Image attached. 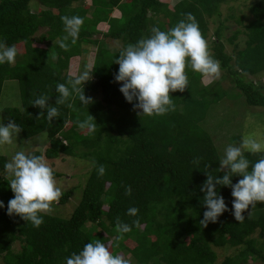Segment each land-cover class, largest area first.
<instances>
[{
  "label": "trees",
  "instance_id": "16d2710c",
  "mask_svg": "<svg viewBox=\"0 0 264 264\" xmlns=\"http://www.w3.org/2000/svg\"><path fill=\"white\" fill-rule=\"evenodd\" d=\"M231 0H0V38L15 45L18 55L14 65H0V95L5 81H16L21 97L20 108H3L1 122L10 120L20 125L23 139L45 133L48 147L29 155L46 160L78 158L92 163L78 206L68 220L43 215L44 222L34 227L18 215L7 214V204L14 197L9 182L0 175V258L3 264H66L74 252L94 240L110 245L113 254L128 252L130 264H216L215 249H239L220 264H247L249 260L264 263V252L253 235L264 233V202L242 213L237 222L232 212L231 188L217 185L228 211L215 223H200L206 211L201 186L207 179L205 172L222 176L220 157L211 137L201 127L211 105L225 97L219 81L201 87L205 78L190 66L185 71L189 79L183 92H170L175 110L163 116H140V110L125 101L114 77L118 65L114 60L128 44L151 35L158 27L163 31L174 27L187 13H192L200 31L208 38L209 20L219 21L221 6ZM35 3L38 11H32ZM77 3V4H76ZM83 4V5H82ZM253 20L245 25L243 48L235 45L240 31L226 41L234 46L233 55L225 52L224 31L218 23L213 32L214 59L231 78L247 105L264 108V94L247 78L264 72V8L255 3L249 9ZM117 12L119 17L112 14ZM84 18L75 44L59 47L66 35L62 16ZM104 27V28H103ZM41 29L46 32L37 37ZM103 30V31H102ZM103 33V34H101ZM97 35L121 43L112 52L104 48ZM45 44H50L46 46ZM95 48L89 71L91 79L84 83L88 106L81 105L73 95L59 105V116L49 122L40 116L41 110L32 102L42 94L49 95L48 104L55 106L58 83L74 79L68 70L74 62H84ZM135 103V101H134ZM88 115L96 129L89 133L78 127ZM87 150L85 153L80 149ZM255 163L264 153H244ZM6 158L0 156V172H4ZM104 166L103 175L98 173ZM208 165V168L205 167ZM55 179L60 175L54 172ZM242 177L233 176L235 184ZM131 187V195L126 189ZM69 193L59 199L65 203ZM138 213L128 214L130 208ZM256 210V218L249 214ZM118 222L131 226L121 234ZM138 222V223H137ZM95 226L96 231H91ZM134 244L127 249L125 243ZM18 242V252L12 245Z\"/></svg>",
  "mask_w": 264,
  "mask_h": 264
},
{
  "label": "clouds",
  "instance_id": "9594fccd",
  "mask_svg": "<svg viewBox=\"0 0 264 264\" xmlns=\"http://www.w3.org/2000/svg\"><path fill=\"white\" fill-rule=\"evenodd\" d=\"M61 22L66 35L59 40V47L66 50L70 46L69 38L72 44L76 43L84 18L65 15L61 17ZM17 55V47L9 46L0 38V65H14ZM114 63L119 66L114 80L121 85L119 91L125 101L133 104L134 110L139 109L140 116L149 117L163 116L175 110L174 100L169 94L188 88L186 67L190 66L194 72L209 78H219L221 73V63L210 55L208 43L192 13H187L184 19L167 31L154 27L150 36L123 47ZM91 77L88 71H83L66 83H58L55 87L58 93L55 106L48 104L49 95L46 94L36 98L32 105L43 110L40 116H44L46 111L45 118L49 122L59 116L58 106L64 105L73 95L81 105L88 106L92 98L84 95L83 85ZM77 125L89 133L94 132L97 126L90 115L83 121H77ZM21 131L20 125L14 121L10 120L7 124L0 122V147L11 145ZM245 151L264 153V137L243 139L239 146L229 145L224 158L219 161L220 169L217 171L224 170L222 176L205 172L207 179L200 189L204 193L203 205L206 208L200 221L204 226L209 222L215 223L229 210L223 196L217 191V185L231 188L232 212L237 222L245 220L242 213L249 206L264 202V156L252 163L246 158ZM205 167L208 168V165ZM4 169L11 176L9 185L14 193V197L8 201L7 214L18 215L34 227H40L44 222L41 213L51 212L53 203L62 196L52 166L43 156L17 151L5 163ZM104 172L105 168L101 165L98 173L103 175ZM233 176L242 179L233 184ZM131 191L129 186L126 195H131ZM4 207L0 201V209ZM138 211L133 207L128 214L135 216ZM116 228L121 234L131 231V226L122 222H118ZM66 264H130V261L123 255L113 254L109 244L94 240L85 244L79 253L74 252L68 257Z\"/></svg>",
  "mask_w": 264,
  "mask_h": 264
},
{
  "label": "rangeland",
  "instance_id": "374dc122",
  "mask_svg": "<svg viewBox=\"0 0 264 264\" xmlns=\"http://www.w3.org/2000/svg\"><path fill=\"white\" fill-rule=\"evenodd\" d=\"M179 0H171V6H173ZM261 3L264 8V0H231L221 6L220 18L217 21L216 18L209 20V33L206 39L208 43V48L210 55L214 58L211 42L213 41V32L216 30L218 23L222 22L223 25L227 27L224 31V45L225 52L228 55H233L234 46L229 44L226 39L232 35L235 31H240L241 34L235 41V45L239 48H243L245 44V25L253 20L250 14V7L255 3ZM77 4V3H76ZM83 5V4H82ZM32 11H38L35 7V3L32 4ZM46 29H41L37 33V37L44 34ZM96 39L104 44H107L110 49L114 51L121 49V43L113 40H109L103 37V35H97ZM50 46V44H45ZM91 54L88 59H85L82 63H88L89 59L94 56L95 48L91 47ZM88 60V61H87ZM81 63V64H82ZM73 64V63H72ZM71 64V65H72ZM75 64V63H74ZM73 71L70 70V74L76 73L78 66L74 65ZM85 66H82L84 70ZM81 72V71H80ZM247 80L252 81L261 92L264 94V72L255 76L247 78ZM219 81L220 87L225 91V97L219 102L211 105L208 109L205 121L202 123L201 127L203 130L211 137L216 150L218 151L220 160L224 158L225 149L229 145L239 146L243 139L250 137H264V108L262 107H252L247 105L244 96L239 90L234 87L230 76L221 70L219 78H209L205 77L201 80V87L204 88L212 82ZM20 108L21 107V97L19 92V85L16 81H5L3 89L0 95V112L3 108ZM1 122V118H0ZM48 143L47 136L45 133L39 134L31 139H23L20 133L17 139L13 141L11 145H6L0 147V156L6 158V162L12 159V156L17 151H23L26 154H30L34 151L42 152L41 143ZM81 152H86L87 150L80 149ZM247 152V151H245ZM52 166L54 172L60 175L56 178L57 186L61 188L62 195L69 193V198L65 203L54 202L52 205V211L48 213H43L50 215L59 219L68 220L75 208L78 206L83 189L85 187L89 172L92 169V163L87 160H81L78 158H58L55 160H45ZM224 171V170H223ZM2 178L7 180L9 183L11 181V176L6 172H0ZM249 216L251 218H256V210H253ZM91 231H96L95 226H90ZM253 238L256 240L258 247H262L264 252V233L263 236H259V231H257ZM127 249H132L134 244L130 241L125 243ZM20 249V244L15 242L12 245V250L18 252ZM216 253V264H220L225 258L234 256L239 249L234 248H220L215 249ZM119 255H123L126 259L132 262L131 256L128 252H121ZM0 264H3L0 258ZM247 264H264L261 261L253 262L249 260Z\"/></svg>",
  "mask_w": 264,
  "mask_h": 264
},
{
  "label": "crops",
  "instance_id": "0c3cea01",
  "mask_svg": "<svg viewBox=\"0 0 264 264\" xmlns=\"http://www.w3.org/2000/svg\"><path fill=\"white\" fill-rule=\"evenodd\" d=\"M114 17H119V14L117 13V12H114L113 14H112ZM104 28V27H103ZM103 31V30H102ZM101 34H103V33H101ZM104 48H106V49H108V50H110V51H112V52H116V51H118V50H116V51H114V49H110L109 48V46L107 45V44H104ZM92 53V52H91ZM90 53V54H91ZM89 57V56H88ZM88 59V58H87ZM93 60H94V56L93 57H91L90 59H89V61H88V63H82L81 61H78V62H74L75 64H76V66H78L77 67V69H76V73L74 72L73 74H70V70L71 71H73L72 69L74 68V66H73V64L70 66V68H69V70H68V74H70L72 77H76V76H78L80 73H82L83 71H90V69H91V67H92V64H93ZM82 63V64H81ZM74 64V65H75ZM82 66H85L84 67V70H82ZM81 71V72H80ZM48 140V139H47ZM48 144L49 143H47L46 145H45V142H43V143H41V145L40 146H42L41 148H43V150H40V151H42L41 153H43L44 152V150L48 147ZM34 152H36V151H34ZM38 152V151H37ZM46 160V159H45Z\"/></svg>",
  "mask_w": 264,
  "mask_h": 264
}]
</instances>
